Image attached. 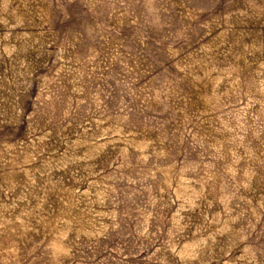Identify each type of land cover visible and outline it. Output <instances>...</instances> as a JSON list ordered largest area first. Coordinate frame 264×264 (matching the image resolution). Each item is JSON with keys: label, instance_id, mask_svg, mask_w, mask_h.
Instances as JSON below:
<instances>
[{"label": "rangeland", "instance_id": "1", "mask_svg": "<svg viewBox=\"0 0 264 264\" xmlns=\"http://www.w3.org/2000/svg\"><path fill=\"white\" fill-rule=\"evenodd\" d=\"M0 264H264V0H0Z\"/></svg>", "mask_w": 264, "mask_h": 264}]
</instances>
